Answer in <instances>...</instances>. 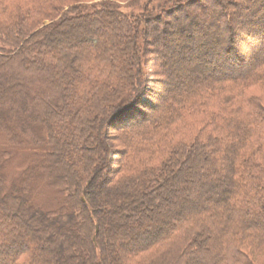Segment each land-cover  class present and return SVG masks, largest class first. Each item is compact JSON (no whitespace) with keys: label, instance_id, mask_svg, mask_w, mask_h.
Listing matches in <instances>:
<instances>
[{"label":"trees","instance_id":"obj_1","mask_svg":"<svg viewBox=\"0 0 264 264\" xmlns=\"http://www.w3.org/2000/svg\"><path fill=\"white\" fill-rule=\"evenodd\" d=\"M147 1L0 0V264H264V0Z\"/></svg>","mask_w":264,"mask_h":264},{"label":"rangeland","instance_id":"obj_2","mask_svg":"<svg viewBox=\"0 0 264 264\" xmlns=\"http://www.w3.org/2000/svg\"><path fill=\"white\" fill-rule=\"evenodd\" d=\"M240 1H242V0H240ZM146 3H148V1ZM152 3H153V1L150 4H147L145 7V10H143V11H141L140 9H138L136 7L135 8L134 7L133 8L125 7L124 11H127L129 13L144 12L145 14L148 15L152 11H154V12L158 11V9L156 7H152ZM208 4L210 5V2H206L205 5L208 6ZM195 9L200 10L201 8L195 7ZM168 18H171V16H168ZM183 19H185V17H183ZM252 25H254V23ZM257 25H259V21H258ZM93 26L96 27L97 29H99L100 23L93 21ZM178 26L179 27L182 26V21L178 22L177 27ZM110 31L111 30L109 29V32ZM179 35L180 36H177L176 45H174V47H173V54H169L170 52H168V54L171 56L165 57V59L167 61H169L168 62V70L175 72V73L181 72V65L179 63V55H181L182 53L178 52V51H181V50L185 51L186 49H184V47L187 48V44L189 43L186 40L184 35H182V34H179ZM56 42L62 43L66 47L70 45L69 42L64 38L59 39ZM149 46L151 48L155 47V46H151V45H149ZM152 54H153V52L151 53V55ZM161 60H163V59H161ZM181 79H183V78H181ZM181 79H179L178 81H180ZM175 80H177V79H175ZM179 84L181 86V83H179ZM177 85H178V83H177ZM262 99L264 101V97H262ZM124 117H125L124 115L121 116V114H117L114 119H117V118L124 119ZM109 135H111L109 142L112 144V146L114 148H119L120 142H118L117 139L116 140L113 139V138L119 136L118 130H116V129L109 130ZM0 148L1 149L9 148V150L10 149L13 150L14 153L11 156V164L12 165L10 167L12 171L20 170V169L26 167L27 165H30L32 162V159L36 155L35 150H37L35 147L27 146V145H22L20 147L17 145L9 146L5 143V138L3 136H0ZM37 151H39V150H37ZM35 197H36L35 198L36 202L39 203L40 205L46 207V208H57L58 206H60V204L63 200L62 199L63 196L61 195V193H59L57 190L51 188L50 186H47L45 183H41V185L37 188V191L35 192ZM258 217H256V219H262V218L264 219V214H259ZM18 228H21V226H18Z\"/></svg>","mask_w":264,"mask_h":264},{"label":"bare ground","instance_id":"obj_3","mask_svg":"<svg viewBox=\"0 0 264 264\" xmlns=\"http://www.w3.org/2000/svg\"><path fill=\"white\" fill-rule=\"evenodd\" d=\"M174 41H175V35H174Z\"/></svg>","mask_w":264,"mask_h":264}]
</instances>
